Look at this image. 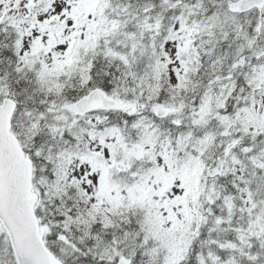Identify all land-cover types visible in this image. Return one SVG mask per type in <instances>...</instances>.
Instances as JSON below:
<instances>
[{
	"label": "snow or ice",
	"instance_id": "obj_1",
	"mask_svg": "<svg viewBox=\"0 0 264 264\" xmlns=\"http://www.w3.org/2000/svg\"><path fill=\"white\" fill-rule=\"evenodd\" d=\"M0 264H264V0H0Z\"/></svg>",
	"mask_w": 264,
	"mask_h": 264
}]
</instances>
